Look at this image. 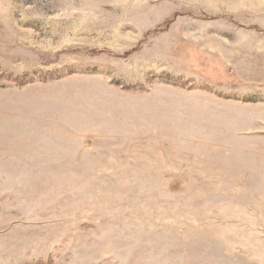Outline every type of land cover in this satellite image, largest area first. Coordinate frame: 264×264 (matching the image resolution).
Wrapping results in <instances>:
<instances>
[{"label": "rangeland", "instance_id": "obj_1", "mask_svg": "<svg viewBox=\"0 0 264 264\" xmlns=\"http://www.w3.org/2000/svg\"><path fill=\"white\" fill-rule=\"evenodd\" d=\"M0 264H264V0H0Z\"/></svg>", "mask_w": 264, "mask_h": 264}]
</instances>
